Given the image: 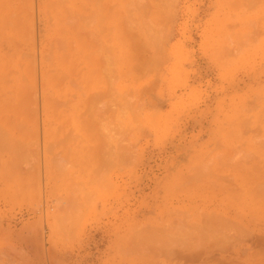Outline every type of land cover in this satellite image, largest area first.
I'll use <instances>...</instances> for the list:
<instances>
[{"label": "rangeland", "instance_id": "rangeland-1", "mask_svg": "<svg viewBox=\"0 0 264 264\" xmlns=\"http://www.w3.org/2000/svg\"><path fill=\"white\" fill-rule=\"evenodd\" d=\"M263 187L264 0H0V264H143L205 230L240 244L190 205L257 210Z\"/></svg>", "mask_w": 264, "mask_h": 264}, {"label": "crops", "instance_id": "crops-1", "mask_svg": "<svg viewBox=\"0 0 264 264\" xmlns=\"http://www.w3.org/2000/svg\"><path fill=\"white\" fill-rule=\"evenodd\" d=\"M44 41L46 38L44 37ZM43 73L46 83V89L43 88ZM41 80V106L44 111L45 118L50 107V93L51 85L49 82L48 72L46 66L44 70L40 72ZM237 90V86L223 87L221 93H232ZM45 98L47 100L48 110H44ZM69 108L71 117L74 115V111L77 109V101L74 97L70 98ZM209 106L205 104L207 109ZM206 119V124L212 125L213 122ZM45 122V120H43ZM47 123H44L46 126ZM222 183L218 180H209L204 188L207 191L213 192L214 195H219V192L226 189ZM219 191V192H218ZM261 209H251L250 204L246 199H239L237 197L232 198H210L192 203L190 206L191 214L193 217H197L199 221H209L211 217L224 218L229 226L235 230H240L244 233V240L237 243V237L233 234L229 236L221 233L220 231L205 230L204 237L208 239L204 245H195V242H188L181 245L180 248L166 251L165 256L154 257L146 259L143 264H152L153 260L163 259L165 264H264V199ZM257 215L261 222L259 223L260 233H252L251 224L248 223V218L251 215ZM201 233V231H200Z\"/></svg>", "mask_w": 264, "mask_h": 264}, {"label": "bare ground", "instance_id": "bare-ground-1", "mask_svg": "<svg viewBox=\"0 0 264 264\" xmlns=\"http://www.w3.org/2000/svg\"><path fill=\"white\" fill-rule=\"evenodd\" d=\"M94 3H95V4H97L98 2H97V3H96V2H94ZM99 3H100V2H99ZM76 25H78V24H76ZM263 188H264V187H263ZM263 188H262V189H263ZM260 193H261V192H260ZM259 197H261V196H259ZM262 198H263V197H262ZM263 199H264V198H263ZM261 201H262V200H261ZM258 231H259V230H258Z\"/></svg>", "mask_w": 264, "mask_h": 264}]
</instances>
